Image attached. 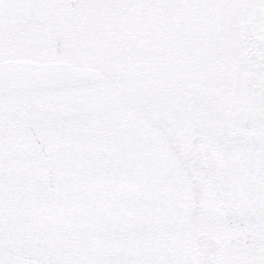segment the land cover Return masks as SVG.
Instances as JSON below:
<instances>
[{"label":"snow or ice","instance_id":"obj_1","mask_svg":"<svg viewBox=\"0 0 264 264\" xmlns=\"http://www.w3.org/2000/svg\"><path fill=\"white\" fill-rule=\"evenodd\" d=\"M0 264H264V0H0Z\"/></svg>","mask_w":264,"mask_h":264}]
</instances>
